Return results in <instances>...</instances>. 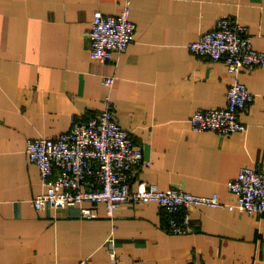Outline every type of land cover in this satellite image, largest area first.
Here are the masks:
<instances>
[{"label": "crops", "instance_id": "obj_1", "mask_svg": "<svg viewBox=\"0 0 264 264\" xmlns=\"http://www.w3.org/2000/svg\"><path fill=\"white\" fill-rule=\"evenodd\" d=\"M126 2L135 40L107 62L92 58L94 13L119 14ZM226 15L264 50V0H0V264H264V214L201 206L193 231L173 234L154 201L123 204L114 219L103 203L93 218L32 203L45 184L27 140L70 130L106 99L152 163L136 168L133 188L182 184L234 200L228 182L247 165L264 170V66L242 74L255 94L246 131H194L189 121L200 107L227 105L225 63L188 48Z\"/></svg>", "mask_w": 264, "mask_h": 264}, {"label": "built area", "instance_id": "obj_2", "mask_svg": "<svg viewBox=\"0 0 264 264\" xmlns=\"http://www.w3.org/2000/svg\"><path fill=\"white\" fill-rule=\"evenodd\" d=\"M130 14L129 2L119 14L94 13L88 34L92 58L107 62L125 52L135 40L137 29ZM188 48L200 56L223 61L232 76L227 105L196 109L189 118L192 129L220 135L246 131L242 114L255 94L243 82L242 74L245 69L264 66V50L254 46L248 27L232 16L220 17L214 28L191 41ZM114 82L113 75L104 81L107 87ZM103 107L89 119L76 117L70 130L55 137L27 140L28 158L38 165L45 184L44 192L32 198L38 211L78 206L83 216L93 218L98 216L96 205L103 203L108 217L114 219L123 204L154 201L161 207L166 230L173 234L193 231L192 212L201 206L264 214V170L260 164L243 167L228 182L234 196L231 201H223L218 193H192L182 184L161 190L140 180L133 188L136 168L152 163L144 156L142 145L119 123L111 99L104 100ZM112 258L115 260V255ZM80 264L93 263L86 258Z\"/></svg>", "mask_w": 264, "mask_h": 264}]
</instances>
